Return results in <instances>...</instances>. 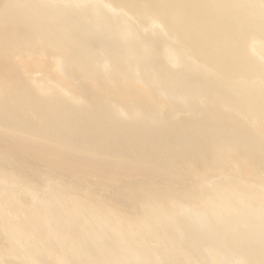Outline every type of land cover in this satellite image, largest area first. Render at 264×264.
Listing matches in <instances>:
<instances>
[{
	"label": "bare ground",
	"instance_id": "6f19581e",
	"mask_svg": "<svg viewBox=\"0 0 264 264\" xmlns=\"http://www.w3.org/2000/svg\"><path fill=\"white\" fill-rule=\"evenodd\" d=\"M204 112L264 134V0H0V264H264V142Z\"/></svg>",
	"mask_w": 264,
	"mask_h": 264
},
{
	"label": "water",
	"instance_id": "95a60500",
	"mask_svg": "<svg viewBox=\"0 0 264 264\" xmlns=\"http://www.w3.org/2000/svg\"><path fill=\"white\" fill-rule=\"evenodd\" d=\"M190 110L193 114H199L197 112V108H195L193 105H191ZM205 114L206 112L202 113L199 117H196L195 115L183 117L179 121L180 127L178 128L183 132L192 131L193 134L196 133V135H198L199 133L202 134V132L205 131L209 135V137H214L216 135L213 139H216L217 136L229 137V131L233 130L235 134L237 133V135L241 138L244 135V139L246 140L249 138L251 139V137L255 138L256 142L258 143V146H262L261 143L264 142L263 133H260L259 135L255 136L252 131L244 127L242 124L230 123L228 119L219 118V120L216 122H214L215 120L207 121L205 119ZM151 121L154 122L155 120H147V123L151 124Z\"/></svg>",
	"mask_w": 264,
	"mask_h": 264
}]
</instances>
